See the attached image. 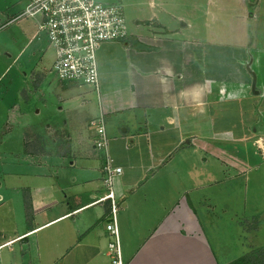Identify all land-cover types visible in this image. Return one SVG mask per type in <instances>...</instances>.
Returning a JSON list of instances; mask_svg holds the SVG:
<instances>
[{"label": "crops", "instance_id": "1", "mask_svg": "<svg viewBox=\"0 0 264 264\" xmlns=\"http://www.w3.org/2000/svg\"><path fill=\"white\" fill-rule=\"evenodd\" d=\"M16 1L23 10L27 0ZM98 1L120 4L127 30L98 48L99 92L51 75L54 51L47 55L34 19L10 62L0 137L21 148L0 155V264H110L109 201L90 124L99 114L122 168L113 189L124 264L264 255V239H253L264 225V46L249 32L258 0H242L248 13L233 35L181 0Z\"/></svg>", "mask_w": 264, "mask_h": 264}, {"label": "built area", "instance_id": "2", "mask_svg": "<svg viewBox=\"0 0 264 264\" xmlns=\"http://www.w3.org/2000/svg\"><path fill=\"white\" fill-rule=\"evenodd\" d=\"M34 19L37 30L45 35L54 51L51 70L62 81H75L99 92V65L97 51L105 42L120 41L127 35L123 10L118 3L98 0H27L15 18ZM90 124L95 130L94 148L102 155V182L106 193L102 199L109 201L105 229L110 240L107 253L110 264H124L117 228L119 199L115 196L113 182L122 173L108 154V137L102 114Z\"/></svg>", "mask_w": 264, "mask_h": 264}, {"label": "rangeland", "instance_id": "3", "mask_svg": "<svg viewBox=\"0 0 264 264\" xmlns=\"http://www.w3.org/2000/svg\"><path fill=\"white\" fill-rule=\"evenodd\" d=\"M260 6V13L257 16L256 19H253V21L250 24V39L252 42H254L257 46H264V0H258ZM182 4V5H181ZM182 8L186 11L188 10L190 13L192 11H197V9H204L206 10L205 18L204 16H199V21H201V18L210 19L212 21V18L215 17L216 25L219 27H224L226 29H229L230 32H225L226 35H233L234 33H240L241 28L243 27V22L240 21V15L242 12L248 13V10L243 5L242 0H181L180 4ZM249 8V7H248ZM257 7L252 8V11L255 12ZM22 11L21 8V2L16 0H0V75L1 72L7 73L5 77L0 78V94L2 91H5L6 88L9 90L7 91V100L9 101L11 99V88L9 84V78L12 74L16 72V67L13 65L10 69V62L15 57L16 53L18 52L19 48L25 43L26 37H30L34 33V26L33 24L29 22L28 18L22 17L19 19L10 20L11 18L18 16ZM214 11V14H213ZM235 13V15L233 14ZM201 13H199L200 15ZM212 27V26H211ZM240 28V29H239ZM207 29V28H206ZM234 29L236 30L234 32ZM206 35H208L207 32H205ZM39 38L42 41L41 44L46 47L48 53L47 55H50L51 52H53V49L48 45L45 35L39 34ZM254 55H257V52L253 51ZM257 58V57H256ZM256 59L253 69H258L259 62H264L263 59H260L258 63ZM30 57H22L20 59V62L24 64L25 62H32ZM51 75L56 76L55 73L50 70L49 71ZM15 85H12L14 88ZM5 99V98H4ZM33 103H30V105ZM240 107V106H239ZM244 107V105H243ZM246 107V106H245ZM244 107V109H246ZM248 107V106H247ZM257 112V111H256ZM6 113H9L7 111V107H5V102L0 103V132H3L6 130ZM248 114V113H245ZM11 116V115H10ZM251 120V119H246ZM15 122L14 120H12ZM237 122H240L237 121ZM2 127V128H1ZM238 131H241L240 125L236 128ZM20 128L14 127L12 132L14 139L17 140L20 135ZM2 136V134H0ZM108 137V136H107ZM256 138V136H254ZM5 137H0V155L3 156L4 151H8L9 149H12L14 151H18L19 148H21V145L19 144H11L8 138L6 137V141L4 143ZM239 148L244 149V145H237ZM248 149V148H247ZM3 162V161H2ZM20 164V162H17ZM216 165V164H215ZM3 165L0 166V185L3 186L4 183V174L2 168ZM20 183V182H19ZM225 184V183H221ZM3 191V190H2ZM1 192V190H0ZM222 200L223 197H221ZM228 200L225 198V201ZM240 193H237V198L235 201V205L239 206L240 203ZM18 207L19 204L17 205ZM238 208V212H239ZM19 221H21V218H18ZM3 227L4 224L2 223ZM249 226H246L245 229H248ZM241 228V227H240ZM239 231L243 228L240 229ZM244 229V230H245ZM261 229L257 234L256 237L253 235V239H257L259 237H262L261 239H264V225L260 227ZM244 232V231H243ZM259 235V236H258ZM248 237V236H247ZM4 251V250H2ZM2 251L0 253H2ZM258 252V250L256 251ZM255 252V253H256ZM264 252V249H263ZM256 255V254H254ZM253 257V256H252ZM224 257H222L223 259ZM228 258H231L228 256ZM234 258V257H233Z\"/></svg>", "mask_w": 264, "mask_h": 264}, {"label": "trees", "instance_id": "4", "mask_svg": "<svg viewBox=\"0 0 264 264\" xmlns=\"http://www.w3.org/2000/svg\"><path fill=\"white\" fill-rule=\"evenodd\" d=\"M227 264H264V255L261 254H256V255L253 254L251 256L244 255Z\"/></svg>", "mask_w": 264, "mask_h": 264}]
</instances>
